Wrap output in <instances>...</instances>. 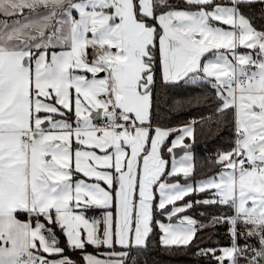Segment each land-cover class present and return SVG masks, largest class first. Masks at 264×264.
Here are the masks:
<instances>
[{
	"label": "snow or ice",
	"instance_id": "1",
	"mask_svg": "<svg viewBox=\"0 0 264 264\" xmlns=\"http://www.w3.org/2000/svg\"><path fill=\"white\" fill-rule=\"evenodd\" d=\"M255 2L0 0V264H77L66 248L82 264H137L154 225L164 247H187L195 219L155 217L172 221L194 193L233 211L209 219L230 245L197 254L264 264V31L241 11ZM186 78L215 90L235 133L218 171L195 183L192 156L169 166L172 130L153 123L158 85ZM179 131L169 154L194 136Z\"/></svg>",
	"mask_w": 264,
	"mask_h": 264
},
{
	"label": "trees",
	"instance_id": "2",
	"mask_svg": "<svg viewBox=\"0 0 264 264\" xmlns=\"http://www.w3.org/2000/svg\"><path fill=\"white\" fill-rule=\"evenodd\" d=\"M217 2H223V0H217ZM170 3L181 8L187 7L183 0H170ZM241 11L256 30L264 31V2L256 0L255 3L244 4L241 6ZM59 49L54 50L58 51ZM157 75L159 76V73ZM219 103L215 90L211 89L206 82L199 80L193 84L186 78L167 86L158 85L154 92V125L168 129L176 128L171 132L162 149L165 159L168 161L170 159L167 147L170 146L174 135L179 132V128L184 126L194 128L193 138L185 139V145H188L192 154L193 164V175L187 182H196L213 176L218 171V165L214 163L218 153L234 146L235 133L232 114L229 112L225 116H220L216 112ZM69 115L71 116V114ZM193 121H196L194 125ZM175 180L186 182L182 176L176 177ZM209 195L210 193H194L185 197L184 201L177 202L178 204L193 202L191 209L181 213L189 215L197 221L198 231L192 244L187 247H164L160 243L161 232L154 225L153 233L150 234L148 240V247L143 250L133 249V253L137 257V264H215L210 256H201L197 253L201 248H220L230 245L228 226L221 224L212 227L209 224V219L220 213L232 215L233 211L225 206L194 203ZM18 218L27 220V216L22 214L18 215ZM155 219L161 222L167 221L166 216L157 215ZM200 224L208 226L200 228ZM60 239L61 246H64L63 237ZM240 243L243 244L244 241L241 240ZM93 250L92 246L88 247L89 252ZM117 250H119V246H117ZM66 255L71 256L77 264H82L79 253H73L66 248Z\"/></svg>",
	"mask_w": 264,
	"mask_h": 264
},
{
	"label": "crops",
	"instance_id": "3",
	"mask_svg": "<svg viewBox=\"0 0 264 264\" xmlns=\"http://www.w3.org/2000/svg\"><path fill=\"white\" fill-rule=\"evenodd\" d=\"M27 15H29V13H28V11H27V13L25 14V16H27ZM3 19H5L4 17H0V20H3ZM8 19H10V18H8ZM214 23H216V22H214ZM219 26H222V27H225V28H227L228 26H224V25H219ZM242 50H246V49H244V48H239L238 49V51L240 52V51H242ZM103 75V74H102ZM94 123H97V124H99V125H101L102 126V121L104 120V118L101 116V115H98L97 113H95L94 112ZM184 127H186V126H184ZM161 128H163V127H161ZM183 127H181V128H179V129H182ZM163 129H167V130H172V131H175L176 130V128H173V129H168V128H163ZM171 131V132H172ZM182 133L179 131L178 133H176L175 135H174V137L172 138V140H171V142L177 137V136H179V135H181ZM186 139V138H185ZM183 143H184V145H185V140L183 141ZM170 146H171V144H170ZM178 148H180V147H178ZM189 153L191 156H192V154H191V152H190V150H189V148L188 147H186L184 150H182V149H175V153H176V155H173V154H170L169 156H170V159H169V166H170V164H171V160H172V158H173V156H175V158L176 159H180L185 153ZM192 162V161H191ZM205 179H207V178H205ZM202 180H204V179H202ZM179 181V180H178ZM198 181H200V180H198ZM172 182H175V181H172ZM181 184H184L185 182H182V181H179ZM187 183H195V182H187ZM185 214H178V216L177 217H174L173 218V220L172 221H165V222H163V223H169V222H171V223H178V221H179V218L181 217V216H184ZM187 216H189V215H187ZM18 218V217H17ZM18 219H20V218H18ZM21 221H26V220H23V219H20ZM161 235H162V233H161Z\"/></svg>",
	"mask_w": 264,
	"mask_h": 264
},
{
	"label": "rangeland",
	"instance_id": "4",
	"mask_svg": "<svg viewBox=\"0 0 264 264\" xmlns=\"http://www.w3.org/2000/svg\"><path fill=\"white\" fill-rule=\"evenodd\" d=\"M26 13H27V10H26ZM26 13H24V15L26 14ZM74 15H76L77 16V18H78V14H76V13H74ZM257 31H259V30H257ZM91 34L89 33V36H90ZM61 50H64V49H59L58 51H61ZM89 51H91V49H89ZM249 51H252V50H249V49H246V50H242V51H240L241 53H245V52H249ZM231 58V57H230ZM94 114V113H93ZM94 116V115H93ZM102 116V115H101ZM179 149H182V150H184L185 149V147H180ZM173 154V153H172Z\"/></svg>",
	"mask_w": 264,
	"mask_h": 264
},
{
	"label": "water",
	"instance_id": "5",
	"mask_svg": "<svg viewBox=\"0 0 264 264\" xmlns=\"http://www.w3.org/2000/svg\"><path fill=\"white\" fill-rule=\"evenodd\" d=\"M101 75H102V74H101ZM177 149H179V148H177ZM173 155H176L175 150H174V152H173Z\"/></svg>",
	"mask_w": 264,
	"mask_h": 264
},
{
	"label": "built area",
	"instance_id": "6",
	"mask_svg": "<svg viewBox=\"0 0 264 264\" xmlns=\"http://www.w3.org/2000/svg\"><path fill=\"white\" fill-rule=\"evenodd\" d=\"M105 123V120L102 121V125Z\"/></svg>",
	"mask_w": 264,
	"mask_h": 264
}]
</instances>
